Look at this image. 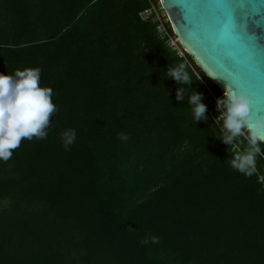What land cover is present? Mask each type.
Masks as SVG:
<instances>
[{"label": "trees", "instance_id": "1", "mask_svg": "<svg viewBox=\"0 0 264 264\" xmlns=\"http://www.w3.org/2000/svg\"><path fill=\"white\" fill-rule=\"evenodd\" d=\"M155 6L0 0V73L41 69L58 109L46 139L0 161V264H264V157L252 176L230 166L247 142L215 137L223 91L168 44ZM180 63L207 122L167 79Z\"/></svg>", "mask_w": 264, "mask_h": 264}, {"label": "clouds", "instance_id": "2", "mask_svg": "<svg viewBox=\"0 0 264 264\" xmlns=\"http://www.w3.org/2000/svg\"><path fill=\"white\" fill-rule=\"evenodd\" d=\"M223 82L224 92L216 100V112L213 118L219 135L215 136L225 145L232 146L238 140L246 141V147L231 156L230 166L241 174L252 176L256 171L258 156L264 157V117L252 118L251 101L244 93L230 89L223 78L207 75ZM167 79L174 80L177 85H187L192 90L188 96L191 115L197 122H207L208 109L204 104L203 94L194 90L193 80L188 66L180 63L167 69ZM41 69L27 68L16 70L13 75L0 73V161L7 162L14 150L21 146L25 139H46L51 126V118L57 112L53 103V89L41 87ZM177 102L185 100V89L178 87ZM75 129H65L61 133L62 146L69 151L75 143ZM120 138L127 139L121 134ZM243 138V139H241ZM130 230H134L131 229ZM142 245L159 243V238L152 236L140 241Z\"/></svg>", "mask_w": 264, "mask_h": 264}, {"label": "water", "instance_id": "3", "mask_svg": "<svg viewBox=\"0 0 264 264\" xmlns=\"http://www.w3.org/2000/svg\"><path fill=\"white\" fill-rule=\"evenodd\" d=\"M158 1L176 39L199 70L223 92V82L207 75L223 78L230 89L249 97L253 119L264 117V38L253 50L226 36L221 21L187 7L207 0ZM262 34L264 30L258 29L257 35Z\"/></svg>", "mask_w": 264, "mask_h": 264}, {"label": "snow or ice", "instance_id": "4", "mask_svg": "<svg viewBox=\"0 0 264 264\" xmlns=\"http://www.w3.org/2000/svg\"><path fill=\"white\" fill-rule=\"evenodd\" d=\"M192 10L211 16L223 23L225 35L255 49L264 34V0H207L202 4H189Z\"/></svg>", "mask_w": 264, "mask_h": 264}, {"label": "built area", "instance_id": "5", "mask_svg": "<svg viewBox=\"0 0 264 264\" xmlns=\"http://www.w3.org/2000/svg\"><path fill=\"white\" fill-rule=\"evenodd\" d=\"M149 13H150V10H145L143 13H141V17H142V18H146V17L148 16ZM160 31H161V32H164L163 29H160ZM177 43H179V42H178V40L176 39V37H175V38H170V39L168 40V44H169L171 47H173L174 49H176L180 55H183V51H182L183 48H182V47H179V46L177 45ZM181 48H182V49H181ZM183 50H184V49H183ZM216 100H217V98H215V102H216ZM215 109H216V105H215ZM259 181H262V177H261V176H259Z\"/></svg>", "mask_w": 264, "mask_h": 264}, {"label": "rangeland", "instance_id": "6", "mask_svg": "<svg viewBox=\"0 0 264 264\" xmlns=\"http://www.w3.org/2000/svg\"><path fill=\"white\" fill-rule=\"evenodd\" d=\"M156 7V6H155ZM156 12H157V14L159 15V16H161V17H164V12L162 11V10H160L158 7H156ZM177 45L179 46V47H181V45H180V43H177Z\"/></svg>", "mask_w": 264, "mask_h": 264}]
</instances>
